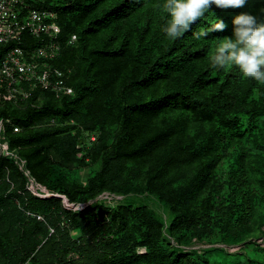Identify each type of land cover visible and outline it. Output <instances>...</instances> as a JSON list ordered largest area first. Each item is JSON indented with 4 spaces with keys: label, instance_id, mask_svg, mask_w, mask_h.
<instances>
[{
    "label": "trees",
    "instance_id": "obj_1",
    "mask_svg": "<svg viewBox=\"0 0 264 264\" xmlns=\"http://www.w3.org/2000/svg\"><path fill=\"white\" fill-rule=\"evenodd\" d=\"M24 1L57 15L51 63L73 93L0 101L15 155L0 154V264H264V85L211 63L230 18L264 19V0L213 6L177 39L163 0ZM145 196L164 217L126 201Z\"/></svg>",
    "mask_w": 264,
    "mask_h": 264
},
{
    "label": "built area",
    "instance_id": "obj_2",
    "mask_svg": "<svg viewBox=\"0 0 264 264\" xmlns=\"http://www.w3.org/2000/svg\"><path fill=\"white\" fill-rule=\"evenodd\" d=\"M60 33L54 12L30 9L24 0H0V46L6 47L0 66V101L4 98L27 100L30 91L37 87L55 94L73 93L66 84V74L53 69L51 63L61 52ZM27 35L29 39L41 38L43 43L29 44L25 38ZM76 39L72 36L70 43ZM0 154L15 156L8 151L3 121H0ZM31 190L38 195L34 186Z\"/></svg>",
    "mask_w": 264,
    "mask_h": 264
},
{
    "label": "clouds",
    "instance_id": "obj_3",
    "mask_svg": "<svg viewBox=\"0 0 264 264\" xmlns=\"http://www.w3.org/2000/svg\"><path fill=\"white\" fill-rule=\"evenodd\" d=\"M246 3L247 0H163L162 8L168 19L161 31L166 39H177L206 13L213 12V6L227 10L242 8ZM230 19L234 26L232 36L216 43L212 67L223 70L236 66L243 78L264 85V19L250 12H240ZM224 28V22L218 19L212 30ZM193 34L203 39L208 37L209 31L201 28Z\"/></svg>",
    "mask_w": 264,
    "mask_h": 264
},
{
    "label": "rangeland",
    "instance_id": "obj_4",
    "mask_svg": "<svg viewBox=\"0 0 264 264\" xmlns=\"http://www.w3.org/2000/svg\"><path fill=\"white\" fill-rule=\"evenodd\" d=\"M99 199L101 201H104V203L107 204H116L118 202H122V200L124 201L123 197H119V196H111V195H102L99 197ZM133 201V202H145V204L149 205L153 210H155L157 213H159L160 216L164 217L163 212H162V208L160 207V205L157 203V201L155 199L149 198V197H130L128 199H126V201ZM68 206V205H67ZM69 208H71L70 206H68ZM76 207V206H75ZM82 207H78L75 210L81 209ZM72 209V208H71ZM255 241H257L261 246H264V237L260 238V239H254ZM209 246L205 245V244H201L198 243L197 241H194V243L190 246H188L187 248H191V249H195L198 250L199 252L204 251L205 249H207ZM227 252L229 253H236L239 249L238 247H226L223 246ZM250 248H247L244 250V253L246 251H248ZM254 250V249H253ZM250 256H253L254 252L248 251ZM228 260H237V256H233L232 257H227Z\"/></svg>",
    "mask_w": 264,
    "mask_h": 264
},
{
    "label": "water",
    "instance_id": "obj_5",
    "mask_svg": "<svg viewBox=\"0 0 264 264\" xmlns=\"http://www.w3.org/2000/svg\"><path fill=\"white\" fill-rule=\"evenodd\" d=\"M105 195H109V194H105ZM65 203L68 204L67 201H65ZM68 206H70L71 208H77V207H75V206H73V205H68Z\"/></svg>",
    "mask_w": 264,
    "mask_h": 264
}]
</instances>
